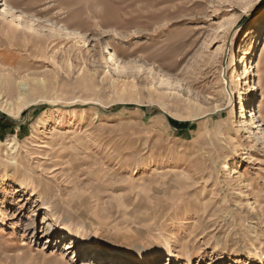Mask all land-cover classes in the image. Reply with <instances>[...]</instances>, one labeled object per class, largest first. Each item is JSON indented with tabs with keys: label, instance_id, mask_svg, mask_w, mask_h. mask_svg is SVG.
<instances>
[{
	"label": "rangeland",
	"instance_id": "1",
	"mask_svg": "<svg viewBox=\"0 0 264 264\" xmlns=\"http://www.w3.org/2000/svg\"><path fill=\"white\" fill-rule=\"evenodd\" d=\"M263 35L264 0H0V264H264Z\"/></svg>",
	"mask_w": 264,
	"mask_h": 264
},
{
	"label": "bare ground",
	"instance_id": "2",
	"mask_svg": "<svg viewBox=\"0 0 264 264\" xmlns=\"http://www.w3.org/2000/svg\"><path fill=\"white\" fill-rule=\"evenodd\" d=\"M256 33V31L254 30V31H252L251 32V38L250 39H252L253 37H254V34ZM263 45H262V48H261V51H260V54H259V56H258V60H257V62H256V64H259L260 63V61H261V59H262V57H263V54H264V35H263ZM247 44V43H246ZM247 47H244L243 48V50H245ZM246 56L245 57H243V60H242V62L244 63L243 64V68H242V74L245 76V73H247L248 72V70H247V63H245L246 62ZM253 71V70H252ZM253 76H255V75H253ZM240 79H246V77H241ZM246 81V80H245ZM246 83H247V81H246ZM246 86H248V85H246ZM256 89H258V86H255V83L252 85V86H250L249 85V88H248V93H247V96H248V94H252V90H256ZM24 90H26V88H24ZM243 94V93H242ZM248 101H250V100H252V96L250 95L249 96V98L247 99ZM240 104L241 105H243L244 104V102H243V98H241V101H240ZM256 107H257V109H256ZM240 108H242V109H244V107L243 106H240ZM19 112H16L15 114H13V115H17ZM251 116H253V117H261L262 116V111H261V104H260V102L259 101H257V105H256V103L255 104H253V110L251 111ZM58 123V122H57ZM50 129V128H49ZM59 133V130L58 129H56V127L55 126H53V127H51V129H50V131H49V133H50V135L51 136H53L54 134H56V133ZM60 133H63V134H67V133H73V131H70V130H67V131H65V132H60ZM47 136H49V135H47ZM58 136V135H57ZM56 139H57V137H55ZM58 140V139H57ZM51 142H52V140H51ZM54 142H56L55 140H54ZM53 142V143H54ZM44 143H45V141H44ZM48 142H46V144H47ZM53 143H52V145H53ZM59 143V142H58ZM40 144V143H39ZM16 145H17V138H15L14 136L13 137H11L9 140H7L6 142H5V146H6V148L7 149H10V150H14L15 149V147H16ZM51 145V144H50ZM54 146V145H53ZM60 147V146H59ZM233 172H238V171H235V169L233 170ZM52 222V221H51ZM58 221L57 220H55V223L56 224H58V228H61V229H63L64 228V225H60L59 223H57ZM54 223V224H55ZM82 242V238H81V236L80 235H73V236H71L70 238H69V241L68 242H66V244H65V251H69V250H74V249H76V247L78 246V243H81ZM79 247V246H78ZM80 249H83V250H89V251H94V248H92V246H86V247H79ZM256 253V252H255ZM128 255H131L133 258H135V260L138 262V263H144L146 260H148V259H151L152 257H154V252H152V251H148V250H145V249H137L136 251H133V252H131L130 254H128ZM170 255H171V252H170ZM256 255V254H255ZM63 256V255H62ZM60 258H63V257H60ZM57 261V260H56ZM149 261V260H148ZM92 262V260H89V259H85V260H83V263L82 264H92L91 263Z\"/></svg>",
	"mask_w": 264,
	"mask_h": 264
},
{
	"label": "trees",
	"instance_id": "3",
	"mask_svg": "<svg viewBox=\"0 0 264 264\" xmlns=\"http://www.w3.org/2000/svg\"><path fill=\"white\" fill-rule=\"evenodd\" d=\"M170 122H171V124L174 126V127H181V126H185V125H187L186 123L184 124V123H182V122H177V121H175V120H170Z\"/></svg>",
	"mask_w": 264,
	"mask_h": 264
}]
</instances>
